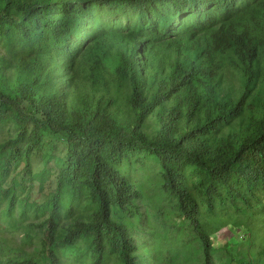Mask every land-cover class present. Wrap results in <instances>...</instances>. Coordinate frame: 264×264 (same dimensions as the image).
Listing matches in <instances>:
<instances>
[{"label": "trees", "instance_id": "trees-1", "mask_svg": "<svg viewBox=\"0 0 264 264\" xmlns=\"http://www.w3.org/2000/svg\"><path fill=\"white\" fill-rule=\"evenodd\" d=\"M0 103V127L15 125L0 144V202L20 225L37 217L27 183L46 132L66 141L40 174L48 259L0 236V264H67L78 247L92 264H156L138 236L140 167L158 170L205 264L232 248L206 217L218 228L223 212L264 211V0H0Z\"/></svg>", "mask_w": 264, "mask_h": 264}, {"label": "rangeland", "instance_id": "rangeland-1", "mask_svg": "<svg viewBox=\"0 0 264 264\" xmlns=\"http://www.w3.org/2000/svg\"><path fill=\"white\" fill-rule=\"evenodd\" d=\"M123 18V15L119 16ZM125 20V19H124ZM128 22V21H125ZM1 106V103H0ZM15 125H2L0 127V144L7 142L11 137H15L13 129ZM65 139L63 136H50L46 132L43 140V149L41 156L36 158L34 163L35 181L32 185H27L32 189L28 197V206L30 215L37 214V217L23 219L24 225H20L17 213L12 216L6 214L7 201L0 202V236L5 238V243L15 251L17 248L27 251L39 257L42 261L48 259V248L46 247V236L48 227L45 226V221L48 216L43 212L42 204L47 197L50 198V190L39 199V188L41 186V172L44 169H55L58 167L60 157L65 155ZM47 154L51 155L52 163L47 165ZM146 168V165H145ZM134 175V173H133ZM136 177L138 182L146 184V194L144 195L145 205L142 206L140 201L138 205L141 211H145L148 220V230H144L142 234H138L139 238L145 241V250L152 251L156 264H205V251L201 244L198 243V236L194 232V228L188 227L189 224L179 225L184 221L180 214L174 213L172 198L162 194L160 187L157 184L163 181L160 173L155 169L154 174L147 172L142 167L136 169ZM147 179L148 181H145ZM49 188H55V181L48 184ZM51 194V193H50ZM264 199V197H260ZM253 203L254 198L249 197ZM165 203H162V202ZM40 205V212H37V206ZM20 208V206H19ZM18 208V210H19ZM230 208V205L227 206ZM246 208V207H245ZM160 212L161 219H155L153 212ZM249 212L247 215H239L236 219L228 220L229 216L237 214L235 212H223L227 216L225 223L215 227V220H204V229L214 234V239L218 248L226 246L232 247L230 256L224 260H216L213 264H264V258H259L260 245L264 247V211ZM17 212V208H16ZM241 216V217H240ZM223 221V220H222ZM221 222V221H220ZM146 223H144L146 225ZM16 226L17 229H15ZM138 226L141 228V224ZM211 229V230H209ZM246 238V239H244ZM83 245H80V247ZM225 251H219L222 254ZM142 255V250H139ZM218 254L215 253L216 258ZM149 256H147L148 258ZM67 264H92V257L85 249L80 250L78 247L74 255H70L69 259H65ZM148 264H151L152 259H147ZM102 264H123L122 260L116 254H107Z\"/></svg>", "mask_w": 264, "mask_h": 264}]
</instances>
